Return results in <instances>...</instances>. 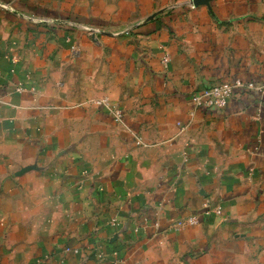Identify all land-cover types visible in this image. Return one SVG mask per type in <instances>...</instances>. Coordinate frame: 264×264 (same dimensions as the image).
Wrapping results in <instances>:
<instances>
[{
  "label": "crops",
  "instance_id": "1",
  "mask_svg": "<svg viewBox=\"0 0 264 264\" xmlns=\"http://www.w3.org/2000/svg\"><path fill=\"white\" fill-rule=\"evenodd\" d=\"M191 2L0 0V264H264V0Z\"/></svg>",
  "mask_w": 264,
  "mask_h": 264
},
{
  "label": "built area",
  "instance_id": "2",
  "mask_svg": "<svg viewBox=\"0 0 264 264\" xmlns=\"http://www.w3.org/2000/svg\"><path fill=\"white\" fill-rule=\"evenodd\" d=\"M14 62H17V58H13ZM170 61V56L166 54L163 59L162 63L166 66ZM245 87L240 81H237L233 84L231 83H224L220 85H216L213 87H209L204 89L199 95L193 98L195 106L203 107L206 109H223L227 106L229 99L232 97V94L236 88ZM246 87L249 89H254V84H248ZM17 91H22L20 88ZM97 104L103 105L106 110L113 116L114 120L120 123L123 119L122 112L112 107L106 100L98 101ZM192 223H195L192 220Z\"/></svg>",
  "mask_w": 264,
  "mask_h": 264
},
{
  "label": "water",
  "instance_id": "3",
  "mask_svg": "<svg viewBox=\"0 0 264 264\" xmlns=\"http://www.w3.org/2000/svg\"><path fill=\"white\" fill-rule=\"evenodd\" d=\"M212 1H214V0H192L191 3L193 6H196V7L204 5V6H207L208 8H210Z\"/></svg>",
  "mask_w": 264,
  "mask_h": 264
},
{
  "label": "rangeland",
  "instance_id": "4",
  "mask_svg": "<svg viewBox=\"0 0 264 264\" xmlns=\"http://www.w3.org/2000/svg\"><path fill=\"white\" fill-rule=\"evenodd\" d=\"M5 59H6L8 62L11 61V62L14 64V62H13V56L11 57V55H9L8 58H5ZM18 88H20L22 91H17ZM15 92H16V93H22V92H24V90H23L22 86L19 85V86L16 87Z\"/></svg>",
  "mask_w": 264,
  "mask_h": 264
}]
</instances>
